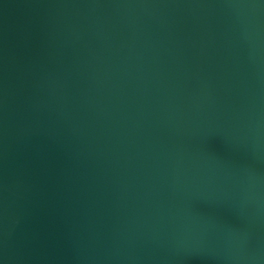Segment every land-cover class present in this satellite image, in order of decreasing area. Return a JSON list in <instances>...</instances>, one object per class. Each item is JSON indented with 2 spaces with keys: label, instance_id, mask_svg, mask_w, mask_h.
<instances>
[{
  "label": "water",
  "instance_id": "1",
  "mask_svg": "<svg viewBox=\"0 0 264 264\" xmlns=\"http://www.w3.org/2000/svg\"><path fill=\"white\" fill-rule=\"evenodd\" d=\"M0 264H264V0H0Z\"/></svg>",
  "mask_w": 264,
  "mask_h": 264
}]
</instances>
